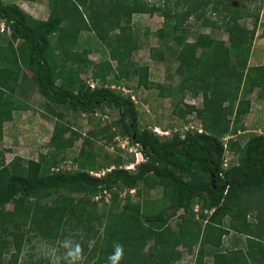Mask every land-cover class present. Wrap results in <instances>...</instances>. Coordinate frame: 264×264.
<instances>
[{
	"label": "trees",
	"instance_id": "obj_1",
	"mask_svg": "<svg viewBox=\"0 0 264 264\" xmlns=\"http://www.w3.org/2000/svg\"><path fill=\"white\" fill-rule=\"evenodd\" d=\"M238 1L244 2L50 0L51 12L42 19L13 0H0V140L20 111L30 108L17 95L21 87L35 88L53 116L61 107L87 116L106 109L118 115L105 124L97 119L84 136L57 120L52 149L38 158L16 155L7 161L0 151V264H21L27 246L58 240L67 243L64 253L78 255L76 264H109L116 244L123 248L119 264H177L183 257L179 246H197L194 264H264V132L247 139L240 134L255 88L264 112V63H249L261 14ZM142 13L163 18L156 32L163 46H153L150 55L163 61L171 52L178 86L153 82L130 59L137 48L131 20ZM248 15L252 28L242 22ZM194 25L223 30L227 38L200 32L190 40ZM83 31L97 36L106 48L104 59L93 60L91 48H78ZM89 68L99 79L95 88L82 76ZM136 77L138 86L158 88L162 97L180 95L174 113L187 121L194 114L202 128L190 130L188 122L184 133L162 137L140 127L131 93L115 88ZM189 95H201L203 105L184 102ZM117 136L141 145L146 161L135 170L121 156L96 152V141L116 142ZM225 143L237 159L226 167ZM67 161L75 168H64ZM95 169L103 174H92ZM156 186L162 196L143 197ZM127 189H135L136 198L127 194L122 202ZM176 216L180 221L173 228Z\"/></svg>",
	"mask_w": 264,
	"mask_h": 264
},
{
	"label": "rangeland",
	"instance_id": "obj_2",
	"mask_svg": "<svg viewBox=\"0 0 264 264\" xmlns=\"http://www.w3.org/2000/svg\"><path fill=\"white\" fill-rule=\"evenodd\" d=\"M13 1L22 6L24 10L31 12L38 18H48L51 12L49 5L50 0H36L34 2L28 0ZM151 1L154 2L158 0ZM240 3L241 2L239 1L237 2V4ZM241 4L247 8V10H250V12H254L258 9L261 14L255 33V38L252 43L253 47L249 61L250 65H261L264 63V39L261 36V33L264 30V0H244V2ZM242 22L249 28L254 26V20L250 15L245 17ZM131 25L132 30L134 31V38L137 39V48L132 51L130 56L131 61H133L137 67H140L141 69H147L150 74L149 78L153 82H161L162 84L178 86L181 81V76L176 73L178 61L171 54V52H167L166 60L163 61L154 60L150 55V50L153 46H163V41L156 34L157 30L163 25V18L157 14L153 16L144 13L135 14L131 20ZM6 31L3 33V36L5 35L4 37L7 39L9 37V33ZM200 32H208L216 38H227V33L223 30H212L210 28L196 27L194 25L189 33V39L195 40L198 33ZM78 48H91L89 57L93 60L99 61L105 58L106 48L97 39V36L93 32H82ZM113 62L114 65L117 66V62ZM91 71L92 70L89 68L88 71L82 75L86 82L90 78L98 81L99 79L97 80L94 78L92 74L93 72ZM100 83L102 82L100 81ZM115 88L124 92L125 90H129L136 96V99L139 100L137 107L140 115V127L150 128L154 126H161L171 132L170 136L176 132L184 133L185 125H188V122H192L189 128L190 130L202 128L201 120L194 114L188 115V118L190 119L187 121V119H183L174 113V109L179 103V98L181 97L180 95L177 97H162L159 95L158 88L144 89V87L138 86L137 77L121 80L116 83ZM17 95L22 100L27 102L30 105V108L27 107L26 109L20 111L19 116L17 115L16 121L6 126V131L10 134L6 135L2 140H0V151H2L7 161L16 155L26 158H38L41 152H47L51 150L52 148L49 145V141L51 135L53 134L57 120L68 122L74 130H77L81 136H84L89 129L97 126V119H100L101 123L105 124L106 122L113 121L118 117L116 112L111 109H106L105 111L99 110L98 114L95 112L94 114H89V116H87L82 112H73L72 110H68L64 107H61L56 111L57 113H62L61 116H59L57 113L53 116L47 112L44 100L35 88L21 87L19 88ZM257 95L258 88H255L253 92L248 94V97L253 102V106L251 111L245 116V124L243 128L244 131L240 133L245 139L254 133L264 132L263 106L257 101ZM184 102H190L196 104L197 106L203 105V99L201 95H199L197 98H193L191 95L186 96ZM66 136H70V133H66ZM82 141V137L75 140V149L81 146ZM95 144L96 152L98 151L100 154L107 152L113 158L116 156H121L126 160L125 164H128L129 158L134 156V153L129 151H120V149H118L119 147L117 148L118 142H115L113 139L111 142H107L106 140H100L99 142L96 141ZM226 158L228 159V162L232 164L236 163L237 161L234 153L231 151L226 154ZM63 166L64 168H69L71 170L75 168L70 161L65 162V164L63 163ZM91 173L94 175L98 174L99 176L103 174V171L95 169L92 170ZM135 193V189L134 191L131 189L123 191L121 193L122 202L127 194H131L135 199ZM162 195V188L156 186L151 188L149 192H145L143 197L153 200L154 198ZM108 199L109 197L107 200ZM103 204L104 202L100 201V209L103 207ZM8 207H11V205ZM201 207V205L196 207V214L199 213ZM179 221L180 218L176 216L170 221V225L175 228L177 227ZM236 241L237 237H234L231 243ZM66 244V242L59 240L56 242H35L32 245L27 246L20 254V262L21 264H36L37 261L40 260L42 264H76L77 259L73 260L72 256H69L68 254L64 253L63 250H61V246L66 247ZM76 244L79 245L77 242ZM8 256L9 255H7V257ZM195 258V252L188 253L184 249L183 258L181 261L177 262V264H182L184 262L188 264H194ZM211 260L212 258L209 256L207 257L206 262L208 263Z\"/></svg>",
	"mask_w": 264,
	"mask_h": 264
},
{
	"label": "clouds",
	"instance_id": "obj_3",
	"mask_svg": "<svg viewBox=\"0 0 264 264\" xmlns=\"http://www.w3.org/2000/svg\"><path fill=\"white\" fill-rule=\"evenodd\" d=\"M3 26V25H2ZM87 83L88 85H90L92 88H95L97 85H98V81L90 78L87 80ZM125 93L128 94V93H131V99L134 101V103L136 105H138V101L137 102L133 99V96H135L134 94H132L131 91L129 90H125ZM136 97V96H135ZM151 130H153L156 134L162 136V137H165V136H170L171 135V132L161 126H154V127H150ZM185 129H187V126H185ZM119 137V138H118ZM122 140H128L129 141V144L127 145L126 148H123L121 146V141ZM116 141L118 142V147H120L121 149L123 150H126L127 152H131V153H134V156H133V160L131 162H129L128 164H126V167L130 170H135L137 168V166L143 162L146 161V158L142 152V149H141V145L139 143H132L131 140L127 137H122V136H117L116 137ZM130 147H133V150H130ZM137 154H139L140 156H138ZM139 157H141L140 159H138ZM132 190V189H131ZM134 190V189H133ZM198 206V205H197ZM196 206V207H197ZM79 252V246L76 247V253ZM123 254V248L120 244H116L114 246V252L109 256V264H119V260L121 258ZM69 256H72L73 260L75 259H79L78 255H76L75 253H73L71 250L69 251L68 253Z\"/></svg>",
	"mask_w": 264,
	"mask_h": 264
},
{
	"label": "built area",
	"instance_id": "obj_4",
	"mask_svg": "<svg viewBox=\"0 0 264 264\" xmlns=\"http://www.w3.org/2000/svg\"><path fill=\"white\" fill-rule=\"evenodd\" d=\"M133 99L137 102L135 96H133ZM228 137H229V136H226V137H225V140H227ZM118 138H119V137H118ZM128 144H129V141H128V140H122V141H121V146H122L123 148H126ZM225 148H226V154H227V153L229 152V150H228V148H227V143H225ZM130 150H133V147H130ZM137 155L140 156L139 154H137ZM140 158H141V157H139L138 159H140ZM228 165H229L228 159L225 157V160H224V166H228ZM132 191H134V190L132 189Z\"/></svg>",
	"mask_w": 264,
	"mask_h": 264
},
{
	"label": "crops",
	"instance_id": "obj_5",
	"mask_svg": "<svg viewBox=\"0 0 264 264\" xmlns=\"http://www.w3.org/2000/svg\"><path fill=\"white\" fill-rule=\"evenodd\" d=\"M34 2V1H33ZM22 7V6H21ZM23 8V7H22ZM24 9V8H23ZM31 15H33L31 12H29ZM34 17H36L35 15H33ZM38 18V17H37ZM43 19V18H42ZM44 19H46V18H44ZM181 251H182V253L184 254V249L186 250V252H188V253H196V256H197V247L195 246L194 247V249L192 250V251H188V249L187 248H185L184 246H179L178 247ZM183 258V257H182ZM196 259V258H195ZM207 259V258H206ZM184 263H186V262H184ZM183 264V263H182Z\"/></svg>",
	"mask_w": 264,
	"mask_h": 264
},
{
	"label": "bare ground",
	"instance_id": "obj_6",
	"mask_svg": "<svg viewBox=\"0 0 264 264\" xmlns=\"http://www.w3.org/2000/svg\"><path fill=\"white\" fill-rule=\"evenodd\" d=\"M229 166V165H228ZM226 167V166H225Z\"/></svg>",
	"mask_w": 264,
	"mask_h": 264
}]
</instances>
